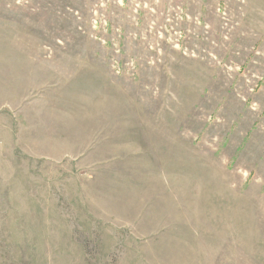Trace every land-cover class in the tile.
I'll use <instances>...</instances> for the list:
<instances>
[{
	"label": "rangeland",
	"instance_id": "obj_1",
	"mask_svg": "<svg viewBox=\"0 0 264 264\" xmlns=\"http://www.w3.org/2000/svg\"><path fill=\"white\" fill-rule=\"evenodd\" d=\"M0 264H264V0H0Z\"/></svg>",
	"mask_w": 264,
	"mask_h": 264
}]
</instances>
